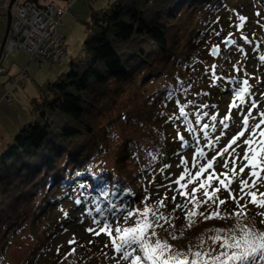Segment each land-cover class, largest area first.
Listing matches in <instances>:
<instances>
[{
	"label": "trees",
	"instance_id": "16d2710c",
	"mask_svg": "<svg viewBox=\"0 0 264 264\" xmlns=\"http://www.w3.org/2000/svg\"><path fill=\"white\" fill-rule=\"evenodd\" d=\"M227 2L108 0L105 6L90 9L81 50L64 61L65 70L40 86L37 96L29 98L28 120L0 144V264H6L7 247L22 232L32 246L21 264L39 263L49 255L53 261L46 264H85L99 248L96 238L91 248L89 243L81 247L70 234L55 244V235L64 231L75 213L94 229L103 226L105 217L119 224L126 208L137 207L142 197L164 217L159 229L176 249L207 245L209 231L192 236L195 226L189 228L200 218L189 217L186 206L177 207L179 203L172 200L179 193L153 188L160 187L157 184L167 176L160 171L183 148L179 131L188 145L194 144L193 152L199 137V146L208 153L207 138L187 131L184 118H169L179 117L178 99L187 105V119L195 130L197 111L205 120L221 106L228 72L215 67L216 72L206 75L202 57L209 31L218 28L223 33ZM243 2L263 14L264 26V0ZM245 37L244 44L252 42L253 56L259 60L255 72L259 84L252 87L263 89L264 31L259 39ZM209 75L215 79L198 90ZM166 86L182 90L165 101ZM156 108L157 113L152 112ZM168 110L169 116L160 115ZM219 195L225 202L236 197L231 190ZM246 220L251 227L263 226L253 210ZM180 225L187 231H179ZM77 246L80 250L74 254L68 249Z\"/></svg>",
	"mask_w": 264,
	"mask_h": 264
},
{
	"label": "rangeland",
	"instance_id": "374dc122",
	"mask_svg": "<svg viewBox=\"0 0 264 264\" xmlns=\"http://www.w3.org/2000/svg\"><path fill=\"white\" fill-rule=\"evenodd\" d=\"M41 2H43V0H38L39 4H41ZM58 2L62 3L64 6H69V12L63 14L59 22L56 24V31L62 35L65 46H67L68 55H66V58L69 59L81 50V43L86 29L85 21L89 17L90 9L105 6L108 0H68V2L58 0ZM24 3L33 4L25 1ZM226 7L227 9L225 10L222 23L223 28H220L223 33H218L217 28L213 31H209L207 38L204 39L205 43L203 48H205V55L202 57V68L206 75L216 72L215 70L217 67L220 70H226L228 73L226 74L225 80L228 82V89L221 95L223 100L221 102V106L219 104L220 107L215 109L213 112L214 116L215 113H218L215 122L208 116H205V120L201 119L199 124L196 123V120L194 121L196 124L194 132H198L202 134V136H204L201 130L203 122L209 124V128L215 123L214 126L216 131L213 132L212 129H209V137L215 140L217 136H220V141L215 143L212 148L206 147L208 149V153L205 152L206 156L203 158H196L198 166L195 168L192 166L195 152H193V148L191 147L194 144L190 143L188 147L180 149L172 160L166 163L167 167H165L163 171H160L162 174L164 173V175H167L166 177L163 175L164 177L159 181V184H157L160 187L153 188L158 192L164 191L168 193H179V195L174 196L175 199L171 197L172 200L179 203L180 206L186 205L188 212L195 211L200 220H195L197 223L189 227L192 228L195 226V228L191 229L193 231L192 236H198V233L203 234L207 231H209V235H211V237L217 234L229 235L239 233L238 225H248L246 218L248 216V212L251 210L264 220V215H261V213H264V207L253 205L251 203V197L246 195L248 192L255 191L257 193V200H264V170L258 169V172H260L259 177L250 176V168H245L244 173L239 172V169L247 164V161L244 160L243 157L248 147L244 144V140L248 138V133L246 132L244 137L237 140L236 144H232L231 149H228V152L223 153V155L220 154L225 147L228 148L229 145L227 144V140L242 130V119L243 116L247 114V109L250 106L251 101L254 100L258 104V107L252 110L253 116L255 117V119L252 120L253 123L258 122L260 119L258 113L264 112V88L260 89L259 86H257L258 88L252 87L251 91L253 95L247 96L243 105H241L235 91L242 86V82L245 79L249 80L251 86L259 84V81L257 80L258 75L255 73L257 71V64L259 60L255 55L253 56L252 42L250 41L247 45L248 41H246V44H244L245 39L243 40V38L245 36L255 37L258 39L261 37L262 31H264V26L261 24L263 14L259 13V15H257L259 11L256 8L252 9L248 4H244L243 0H228ZM241 16L246 19L244 20L242 26L238 27L237 23L240 21L239 17ZM6 19L7 16L6 18H0V42L5 30ZM258 25L261 26L259 27ZM11 31L12 27L9 24L6 39ZM229 37L233 39L232 44L224 46V40ZM216 44L219 45L220 49L216 56H212L209 53V49L212 45ZM0 65L4 66V72L0 73V97L1 93L7 88L10 78L20 68L25 67L29 77H31V80L26 79L27 82L23 85H17L14 92V98L11 102H7V100L0 98L1 144L10 138L21 123L28 120L29 98L37 96L39 94L40 86H42L46 81L53 80L57 74L65 70L67 62L58 64L45 59L37 63L34 59L30 58V55L25 52V50L15 48L12 52L7 53V55L4 56V59H1L0 57ZM212 77L209 75L203 83H200L198 85V90H204L208 87V82L210 83L213 79H215L214 75H212ZM254 90H256L257 94H255ZM233 104H235L236 107H233ZM157 109L158 108L152 112L157 113ZM197 113H199L202 117L200 112L197 111ZM169 114H171L170 111L168 113H164V116H169ZM225 117H228L227 121L229 122V127L227 129L221 128V125L219 124V121L225 120ZM154 124L155 126L153 129L157 130L159 126H157L156 122H154ZM170 129L174 130V126H170ZM176 130L177 132L179 131L178 129ZM221 132H223V135H221ZM204 142L207 144L208 139H204ZM213 157H215L213 160V167L204 172L199 180H196L194 183H188L189 178L194 176L196 171L199 170V165L206 164L207 160L212 159ZM182 158L188 162L187 165L181 164ZM225 163H227V167H225ZM185 168L188 169V174L185 175L183 179H180ZM233 169H235V171H233ZM209 175H212L213 179L207 186V191L210 194L215 192V203L209 201L207 204H204L203 201L206 199L204 195L195 196L196 200L201 201L200 207H197L193 203V193L191 189L193 187L198 188L196 193L204 191V189H199V184L202 181L207 180ZM178 179H180V184H186L187 187L181 188L180 184H176L175 181ZM242 179L248 182V184L243 187V190H241L240 184V180ZM220 180H223L228 186L226 188L223 187L220 184ZM253 181L257 182L254 184ZM217 189H219V191H216ZM226 190L234 191L236 193V197H233L235 199H231V201H226L224 204H220L219 201L221 197L219 194L223 191L226 193ZM184 192H186L187 195L181 194ZM147 202L146 197H142L140 199V204L137 207L136 205L128 206L123 214L124 220L121 221L122 223L120 222L115 225L113 224L114 219L109 220L108 223L112 225L111 236H109L106 232L96 235V232L99 231L101 226H97L99 228L95 229L88 227L86 219L80 217L79 214L76 215L75 213L73 220L66 224L64 231L55 235V244L57 240L59 242L61 238L64 239L70 234L72 237L79 240L81 247L83 246L82 244L89 243L91 248H94L93 239L96 238V240L99 241V248H94L93 253L96 255L91 256L85 264H130V261H123L121 259V254L115 252L111 241L117 236L115 231L116 227H135L136 220L138 218H143L142 214L145 207L150 209L149 218H151V212L154 211L151 204H147ZM205 209H207L206 212H200ZM128 211H132L133 216L126 220L125 216ZM200 213H203V215H200ZM212 213H216V215H212ZM230 213H233L234 215H230ZM237 213L241 214L239 218ZM205 216H210L211 218L205 219ZM90 228L94 229V231H87ZM178 228L179 231L181 229H188L185 225H180ZM253 228L264 231V223L263 226L257 225ZM218 229L223 230V232L218 233ZM154 230L157 233V237H153V241L156 238H159L160 240L167 241L171 244L169 239H165V236L159 227H156ZM179 231L173 230V233H177ZM75 244H77V242ZM31 246L32 242L28 239L25 232L15 236L6 250V264H21L24 258L27 257V253ZM68 249H71L70 252L73 254L76 250H80L78 246L77 249L76 247H70ZM211 249H215L213 254H218L221 251H230L220 248L218 243L213 244L211 240L204 247H196L194 249H176L172 245L173 252H182L189 257H191L193 252H208ZM43 252L44 251H41L40 253ZM74 259L76 258L72 257V260ZM46 261H49V263L52 262L53 255H49L46 258L41 259L39 263L36 262L35 264H46Z\"/></svg>",
	"mask_w": 264,
	"mask_h": 264
},
{
	"label": "snow or ice",
	"instance_id": "6c2138e0",
	"mask_svg": "<svg viewBox=\"0 0 264 264\" xmlns=\"http://www.w3.org/2000/svg\"><path fill=\"white\" fill-rule=\"evenodd\" d=\"M259 15V13H257ZM241 21H244L246 18L241 16L239 17ZM242 26V25H241ZM218 34V33H217ZM247 39V37H244ZM260 59L264 61V56H261ZM252 86L249 83L248 79L243 80L242 86L236 91V96L240 100L241 105L245 103V98L247 96L253 95L251 91ZM182 89L172 88L166 86V96L165 101H170L176 98L177 91ZM191 103V102H190ZM177 104L179 106V117H170L169 119H178L184 118V123L187 125V131L194 132L195 130L192 127V122L187 119L188 113L185 112L187 105H180L179 100L177 99ZM206 107V106H201ZM233 107H236L233 104ZM258 104L256 101H251L250 106L247 109V114L243 116L242 119V130L238 134L232 136V139L229 141V146L236 144L237 140L245 136V133H248V138L244 140V144L247 145V149L244 153L243 159L247 161V164L244 167L239 169L240 173H244L245 168H250L251 171L249 175L252 177H259L260 172L258 169L264 170V112H259L258 115L260 119L258 122L253 123L252 120L255 119L253 116V109H256ZM161 116L164 114L161 113ZM207 115V113H205ZM199 113L196 114V123L199 124L201 119ZM212 121H216V116L211 117ZM228 117H225V120L221 121L223 129L229 127L226 122ZM202 132L205 138L208 139V143L205 147L212 148L215 143L220 141V136H217L215 140L209 137V124L202 125ZM212 131L215 132L216 128L213 125ZM223 135V132H221ZM178 139L181 141L182 147H188V141L184 139L182 135L177 134ZM199 137H196V147H195V156L193 158L192 166L195 168L198 166L197 157L203 158L206 156V153L202 147L199 146ZM258 145V146H257ZM235 151V150H233ZM228 152V148L225 147L220 153ZM207 160L206 164H200L199 170L196 171L195 175L190 177L188 183H194L196 180H199L201 175L206 172L208 169L213 167V160ZM187 161L183 158L181 159V164L187 165ZM167 167V165H165ZM227 167V163H225ZM235 171V169H233ZM188 174V169L185 168L184 173H182L181 178L183 179L185 175ZM180 179L176 180V184H180ZM213 176L209 175L207 180L202 181L199 184V189H204V197L206 198L203 203L207 204L209 201L215 203V192L209 193L207 191V186L212 181ZM257 181H253L255 184ZM220 184L223 187H227L223 180H220ZM241 190L243 187L248 184L246 180H240ZM181 188H186V184H180ZM193 193V203L199 207L201 201L195 199V193L198 191V188L193 187L191 189ZM216 191H219L217 189ZM182 195H187L186 192L181 193ZM106 195V193H105ZM246 195L251 197V203L258 207H264V200H257V193L251 191L246 193ZM175 199V197H173ZM79 203V201H77ZM220 204H224V200L219 201ZM186 206V205H185ZM180 207V205H177ZM115 208V205H113ZM99 212V208H97ZM102 214V213H101ZM150 209L148 207L144 208L143 218H138L136 220L135 227H116L115 231L117 236L112 239L111 243L116 253L121 254V259L123 261H130V264H264V231L256 230L253 227L244 224L238 225L239 234H229V235H220L210 237L209 239L213 244H219V247L222 249H227L230 251H221L218 254H213L215 249H211L208 252L196 251L191 254V257L185 255L182 252H173L172 245L167 241H162L159 238H156L153 241V237H157V233L154 230L156 227H160L158 222L161 219H164L158 212H151V218H149ZM196 215L195 211H190L188 216L191 217ZM203 215V213H200ZM216 215V213H212ZM241 214L237 213L239 218ZM264 215V213H261ZM133 216L132 211H128L125 219ZM205 219H210V216H205ZM264 223V220L261 221ZM95 223L99 225L100 220H95ZM112 225L107 222V217H105L103 226L99 228V231L96 232V235H99L102 232H106L111 236ZM151 230V231H150ZM87 231L93 232L94 229L90 228ZM218 233L223 232V230L218 229ZM176 237H173L175 239ZM203 243V242H202ZM140 253V254H137Z\"/></svg>",
	"mask_w": 264,
	"mask_h": 264
},
{
	"label": "built area",
	"instance_id": "2783aa9c",
	"mask_svg": "<svg viewBox=\"0 0 264 264\" xmlns=\"http://www.w3.org/2000/svg\"><path fill=\"white\" fill-rule=\"evenodd\" d=\"M9 0H0V18H6ZM41 6L22 3L15 0L11 7L10 25L12 31L4 43L1 59L15 48L23 49L36 62L49 60L54 63L64 62L67 47L62 36L56 31V24L63 14L69 12V6H64L58 0H43ZM4 68L0 66V73ZM30 79L27 69L20 68L1 94V98L10 101L17 85H22Z\"/></svg>",
	"mask_w": 264,
	"mask_h": 264
},
{
	"label": "water",
	"instance_id": "95a60500",
	"mask_svg": "<svg viewBox=\"0 0 264 264\" xmlns=\"http://www.w3.org/2000/svg\"><path fill=\"white\" fill-rule=\"evenodd\" d=\"M15 0H9V3H8V10H7V19H6V26H5V30H4V33H3V36H2V39H1V42H0V54L2 52V49H3V46H4V42H5V39H6V35H7V32H8V29H9V24H10V21H11V6L12 4L14 3ZM63 1H67L68 0H63ZM24 2V1H23ZM22 2V3H23ZM31 3L35 4L36 6H41L42 9L44 8L45 5L43 4H39L38 3V0H31ZM244 21H239L238 22V27H241V25L243 24ZM233 42V39L232 38H226L224 40V46H229L230 44H232ZM219 45L216 44V45H212L209 49V53L212 55V56H216L219 52Z\"/></svg>",
	"mask_w": 264,
	"mask_h": 264
},
{
	"label": "bare ground",
	"instance_id": "6f19581e",
	"mask_svg": "<svg viewBox=\"0 0 264 264\" xmlns=\"http://www.w3.org/2000/svg\"><path fill=\"white\" fill-rule=\"evenodd\" d=\"M59 34H60V33H59ZM60 35H61V34H60ZM61 36H62V35H61ZM66 47H67V46H66ZM2 50H3V49H2ZM65 51H66V53L68 52L67 49H65ZM1 55H2V53L0 54V57H1ZM67 55H68V53H67ZM2 59H4V58H2ZM37 63H38V62H37ZM0 66H2V67L4 68L3 65H0ZM3 72H4V71H3ZM1 73H2V72H1ZM16 73H17V72H16ZM16 73H15V74H16ZM29 78H30L29 80H31V77H29ZM22 85H23V84H22ZM7 86H8V85H7ZM15 90H16V88H15ZM14 92H15V91H14ZM2 93H3V92H2ZM2 93H1V94H2ZM13 94H14V93H13ZM13 96H14V95H13ZM0 98H1V97H0ZM1 99H2V98H1ZM7 101H8V100H7Z\"/></svg>",
	"mask_w": 264,
	"mask_h": 264
}]
</instances>
